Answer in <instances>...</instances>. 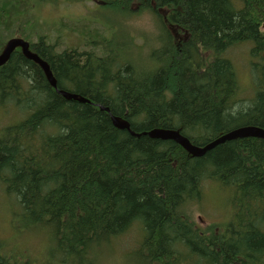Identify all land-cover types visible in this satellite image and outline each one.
<instances>
[{"label": "trees", "instance_id": "obj_1", "mask_svg": "<svg viewBox=\"0 0 264 264\" xmlns=\"http://www.w3.org/2000/svg\"><path fill=\"white\" fill-rule=\"evenodd\" d=\"M60 2L95 3L78 19L100 25L96 34L89 25L90 38H53L58 22L35 8ZM99 9L112 16L99 18ZM144 13L151 37L128 26ZM114 18L126 22L124 38L108 24ZM16 36L48 62L57 88L20 49L0 66V106L24 110L0 136V183L17 204L11 238L52 240L41 264H98L137 225L132 257L143 264H264V138H233L195 156L148 134L174 130L204 147L236 128L264 129V0H0V51ZM244 42H252L254 94L239 103L226 52ZM207 179L233 187L225 224L198 226L189 211ZM8 244L0 241V264H34L31 248L24 255L28 248Z\"/></svg>", "mask_w": 264, "mask_h": 264}, {"label": "rangeland", "instance_id": "obj_2", "mask_svg": "<svg viewBox=\"0 0 264 264\" xmlns=\"http://www.w3.org/2000/svg\"><path fill=\"white\" fill-rule=\"evenodd\" d=\"M86 6L83 5H71L60 2L56 7H53L54 4L41 5V7L35 8V10L40 11L43 18L48 19L51 23L58 22L57 24L50 25L51 34H61V41L63 45H70L73 41L78 42V39H83L93 36L92 31L89 29H85L87 26H93L95 28V34L97 32L96 29L100 27V25L96 23H92L89 25H84L82 22L84 20H79L80 16H85V11L87 10V6H94L95 3L88 2L85 3ZM97 10V9H96ZM99 18L108 19L112 15L107 13L106 10H98ZM90 16H95L90 14ZM113 18V17H112ZM75 21V22H74ZM79 21V22H76ZM126 24L125 21L114 18L108 24L114 26V30H119L118 24ZM128 26L133 31H137L140 34L141 32L149 33L148 36L151 37L150 32L155 30L154 25L151 23L150 14L144 13L142 15H132L131 18L128 19ZM75 30V31H74ZM82 32L84 33L82 35ZM120 38L125 37V32L123 30L118 31ZM4 37H6V31L3 32ZM117 35V33H116ZM67 36L70 37L67 38ZM86 36V37H84ZM95 36V35H94ZM52 38V39H53ZM139 38V37H138ZM138 42H141L138 40ZM153 44V45H152ZM151 45L155 47V43L153 40L151 41ZM251 45L252 42H244L242 44L233 46L227 52V58L231 60L233 63L235 70L237 72L238 80H239V92L237 100L239 103L247 102L249 97L254 94V87L252 81V73H251V63L253 62V57L251 55ZM142 66H146L148 68V62H143L142 64L138 62ZM144 64V65H143ZM143 68V67H139ZM18 109V108H17ZM13 105L9 107L0 106V136L3 135V129L9 124L14 123L17 117L24 111L21 112L17 110ZM234 191L233 187L222 186L218 181L207 179L202 184V195L199 200L190 206L189 211L192 212L195 221L198 226L205 227L211 223H222L225 224L228 222L233 215V206H230V200H232ZM17 209V204L12 196H9L6 192L4 185L0 183V241L5 240L8 242L7 245L8 250H13L12 248H16L15 243L18 245L19 249L26 250L24 248H31L32 254H36L40 249L39 240L33 238V236L28 237V241L25 237H12L19 230L11 224L12 221V212ZM27 237V234H24ZM34 236H41V234L37 231L34 232ZM14 238H17L14 241ZM143 238V237H142ZM49 238L44 236L43 243L41 244V252L36 254L34 264L41 263H49L51 254L53 253L54 243L51 240L49 242ZM141 233L139 232L138 226L134 225L125 232L121 233L116 239L113 241V246L111 250L105 249L100 258L98 264H143L140 259L137 257H132V253L135 248L141 242ZM15 243H14V242ZM28 242V243H27ZM55 247V246H54ZM27 249L23 254L26 255L28 252H31L30 249ZM109 250V251H107ZM106 251V252H105ZM18 255L20 252H16ZM31 255V253H30ZM57 255V254H56ZM23 258L25 256H22ZM22 259V258H21ZM187 261V260H186ZM187 264H193L192 262H186ZM58 264V263H57ZM86 264H92L86 262ZM181 264H185L182 262Z\"/></svg>", "mask_w": 264, "mask_h": 264}, {"label": "water", "instance_id": "obj_3", "mask_svg": "<svg viewBox=\"0 0 264 264\" xmlns=\"http://www.w3.org/2000/svg\"><path fill=\"white\" fill-rule=\"evenodd\" d=\"M20 47L23 54L30 60L36 62L39 64L42 69L44 70L49 82L51 85L55 88H57V80L54 77V74L50 68V65L48 62L43 60L37 53H34L30 50V44L28 41L24 40L23 38L20 37H13L11 38L7 44L5 45L3 51L0 53V66L5 64L9 58L11 57L13 51L17 48ZM58 92L63 94L67 99H76L80 100L83 102H88L89 100L81 97L77 94L70 93L65 90H60L58 89ZM113 123L119 127V128H124L130 130V124L126 121L120 120L117 117H112ZM148 134L151 137L155 138H161V139H170L174 140L177 143H179L181 146H183L187 151H189L191 154L195 156H201L203 155L207 150L213 148L215 145L222 143L226 140H230L232 138H244V137H261L264 138V129L260 127H255V126H244L240 128H236L232 130L231 132L223 135L222 137L214 140L210 144L204 146V147H199L193 145L188 138L185 136L181 135L179 132L174 131V130H166V129H152L148 132Z\"/></svg>", "mask_w": 264, "mask_h": 264}, {"label": "bare ground", "instance_id": "obj_4", "mask_svg": "<svg viewBox=\"0 0 264 264\" xmlns=\"http://www.w3.org/2000/svg\"><path fill=\"white\" fill-rule=\"evenodd\" d=\"M228 133H229V132H228ZM226 134H227V133H226ZM224 135H225V134H224ZM222 136H223V135H222ZM222 136H220V137H222ZM220 137H219V138H220ZM232 139H233V138H232Z\"/></svg>", "mask_w": 264, "mask_h": 264}]
</instances>
